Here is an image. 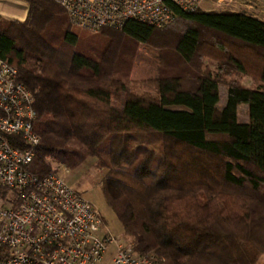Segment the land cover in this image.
<instances>
[{
    "label": "trees",
    "instance_id": "trees-1",
    "mask_svg": "<svg viewBox=\"0 0 264 264\" xmlns=\"http://www.w3.org/2000/svg\"><path fill=\"white\" fill-rule=\"evenodd\" d=\"M21 1L24 20L0 15V58L35 97L39 143L28 169L43 176L94 158L123 234L136 251L164 257L157 264H256L264 252V21L173 8L176 18L161 28L129 20L82 36L55 1ZM139 44L169 51L151 79L154 97L126 86L132 61L123 58ZM203 56L258 85L231 80L219 106L220 80L201 72ZM241 103L249 122L237 121Z\"/></svg>",
    "mask_w": 264,
    "mask_h": 264
},
{
    "label": "built area",
    "instance_id": "built-area-1",
    "mask_svg": "<svg viewBox=\"0 0 264 264\" xmlns=\"http://www.w3.org/2000/svg\"><path fill=\"white\" fill-rule=\"evenodd\" d=\"M53 1L74 26L96 32L129 20L161 28L176 18L173 8L192 12L207 0ZM35 119L33 93L0 58V264H100L110 245L111 264L163 261L117 239L97 207L58 171L38 176L28 169L39 143Z\"/></svg>",
    "mask_w": 264,
    "mask_h": 264
},
{
    "label": "rangeland",
    "instance_id": "rangeland-1",
    "mask_svg": "<svg viewBox=\"0 0 264 264\" xmlns=\"http://www.w3.org/2000/svg\"><path fill=\"white\" fill-rule=\"evenodd\" d=\"M246 1L248 2V0H221L217 3L214 0H207L203 2L201 8L204 11L232 10L243 13L254 12L253 9H247L244 5ZM253 1L250 3L253 4ZM0 15L7 19L24 20L27 15V6L25 2L21 0H0ZM71 29L82 36L84 34L85 36L92 34V32H88V30L84 31L72 27ZM86 40L87 39L84 40L83 44L89 43V41ZM156 41L158 40L156 39ZM125 45L132 46V44ZM132 49L133 54L131 55L128 53L123 58V60H126L124 64H126L127 61L129 62L130 59L132 61L130 70L128 71L129 76L125 79L127 80L126 86L128 92L133 95H140L147 98L154 97L156 96V91L154 81L151 79L159 75L158 67L161 64V60L165 58L169 51L164 47H160V44H155V46L153 44H139L136 49L132 47L130 51H132ZM170 60H173L171 61L172 65L176 63V60L173 58ZM199 69L202 73H209L219 77V106H222L224 103L226 85L231 80L236 79L239 83L247 87H255L258 85V81L251 78L248 74L234 73L228 70L219 71V63L209 56L201 57L199 60ZM186 85L188 86L190 84L187 82ZM174 107L179 108V106ZM236 117L238 122H249L248 105L246 103H241L237 106ZM55 170L63 175L71 186L83 192L85 197L97 207L104 218L106 226L117 239L131 241V237L123 234L118 218L103 196L99 181L106 170L97 169L95 167L94 158L87 159L86 162L74 170H68L64 166L59 165L55 167ZM112 248L113 245H110L108 253L100 264H111L109 251H111ZM256 264H264V252L259 256Z\"/></svg>",
    "mask_w": 264,
    "mask_h": 264
},
{
    "label": "crops",
    "instance_id": "crops-1",
    "mask_svg": "<svg viewBox=\"0 0 264 264\" xmlns=\"http://www.w3.org/2000/svg\"><path fill=\"white\" fill-rule=\"evenodd\" d=\"M252 1L253 0H248V2L246 1V3H244V5L247 7V9H253V11H254V12H250L247 14L253 15V16L257 17L258 19L264 21V0H254L253 1L254 3L251 4L250 2H252Z\"/></svg>",
    "mask_w": 264,
    "mask_h": 264
}]
</instances>
